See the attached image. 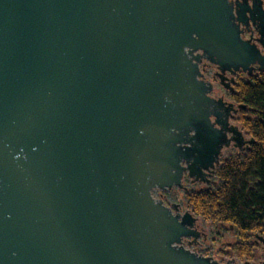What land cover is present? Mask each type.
Returning <instances> with one entry per match:
<instances>
[{
  "label": "water",
  "instance_id": "95a60500",
  "mask_svg": "<svg viewBox=\"0 0 264 264\" xmlns=\"http://www.w3.org/2000/svg\"><path fill=\"white\" fill-rule=\"evenodd\" d=\"M236 15L228 0H0V264H220L182 246L196 218L152 192L254 143L231 123L246 106L200 69L231 92L264 68Z\"/></svg>",
  "mask_w": 264,
  "mask_h": 264
},
{
  "label": "trees",
  "instance_id": "16d2710c",
  "mask_svg": "<svg viewBox=\"0 0 264 264\" xmlns=\"http://www.w3.org/2000/svg\"><path fill=\"white\" fill-rule=\"evenodd\" d=\"M227 95L231 102L246 106L239 110L234 123L254 143L244 152L222 159L214 183L183 193V203L203 222L231 228L235 236L232 255L251 261L254 235L264 239V73L248 80L237 79Z\"/></svg>",
  "mask_w": 264,
  "mask_h": 264
},
{
  "label": "flooded vegetation",
  "instance_id": "af4514ba",
  "mask_svg": "<svg viewBox=\"0 0 264 264\" xmlns=\"http://www.w3.org/2000/svg\"><path fill=\"white\" fill-rule=\"evenodd\" d=\"M228 2L232 5L233 14L236 18L238 17V15H236V12L238 11L240 13L241 21H236V24L238 25V28L240 31V38L243 41H250V44L256 46V48L259 50L260 54L262 56H264V49L257 42V40L260 37V35L258 33L259 30L262 32V35L264 36V0H228ZM253 68H254V70L252 71V74L250 76L247 75V73H243L241 70L238 71L234 76L235 84L232 85V87L234 88V86L236 85L237 79L241 78L244 80H248L257 74L264 73V68L262 70H258L257 65H253ZM200 69H202L204 78L206 80L214 82V87H215L214 90L215 91L213 92L212 95L214 97H223V96H216L217 88L223 89V87L219 85L218 78L215 77V74L217 73V67L210 65V64H207L203 61L200 65ZM226 76L228 78L231 77L229 74H226ZM223 90L227 93L229 92L228 90H225V89H223ZM224 100H226V99L224 98ZM226 101H228V100H226ZM228 102H231V101H228ZM234 105L236 106L237 104L234 103ZM238 113H239V111H238ZM238 113L234 116V119L231 120V123H233L234 120L237 118ZM244 138L246 140H249L245 136H244ZM231 149H234V150L238 151L239 153H242L245 150H247L248 148L245 145L242 147V150H239L237 148H233L232 146H230L227 149H223L222 152L224 150H231ZM221 160H222V153H221L220 158H219V161H221ZM219 164H220V162H219ZM217 166L215 167V170H216ZM215 170H214L213 174L208 173V175H210V176L204 177L202 182L201 181L193 182L192 179H188L186 176H184L182 179V186L183 187H182V189H179V190H181L183 193H185L187 191H190L189 190L190 187L194 186L195 184H203V185H206L207 187L210 186L211 184L214 183ZM200 189H202V188H199L198 190H200ZM170 190H172V189H170ZM168 193H169V190L166 192H162L158 197L159 200H161L165 206L171 208L173 205H177L178 206L177 209H178V212L180 214H182L184 212H188L186 210L183 211V205H184L183 199H181V203H174L175 199L172 198L171 200H168V196H167ZM193 217L196 218L195 230L199 233V235L195 240L192 238L183 239L182 240V246L183 247L189 249L190 251H192V252H194L200 256L212 258V259L216 260L217 262L223 261L224 263H226V262L232 261L234 264H261L264 262V246L262 245V243L260 241L256 242L255 240H254L255 251L253 254L254 257L251 261H248V260L240 261L233 255L231 257H224L223 256V255H225L224 251H219V254L217 255V257L204 255L201 252L202 251L201 247L207 241L206 233H204V229L202 227H200V224H198L199 223L198 217H195V216H193Z\"/></svg>",
  "mask_w": 264,
  "mask_h": 264
},
{
  "label": "rangeland",
  "instance_id": "374dc122",
  "mask_svg": "<svg viewBox=\"0 0 264 264\" xmlns=\"http://www.w3.org/2000/svg\"><path fill=\"white\" fill-rule=\"evenodd\" d=\"M216 96H223L226 100L230 101L227 95V92H225L221 88H217V93ZM233 125L238 126L234 122L232 123ZM239 153L238 151L231 149V150H224L222 152V159L226 158L229 154L230 155H235ZM209 187V186H208ZM199 188H207L206 185L203 184H195L194 186L190 187L189 190H198ZM162 192L158 190H154L152 192V196L155 199H159V195ZM175 195L176 199L174 203H181V199H183V192L177 188H173L172 190H169V193L167 194L168 200H171L173 196ZM187 209L183 205V211ZM200 227L204 229V233H206V238L207 241L205 244L202 245V253L204 255L208 256H214L217 257L219 254V251H224L225 255L224 257H231V246L233 245L235 241V236L231 228L228 229V227H223L221 225H215L211 226L208 223H205L201 220V218L198 217ZM254 241V239H252Z\"/></svg>",
  "mask_w": 264,
  "mask_h": 264
},
{
  "label": "built area",
  "instance_id": "2783aa9c",
  "mask_svg": "<svg viewBox=\"0 0 264 264\" xmlns=\"http://www.w3.org/2000/svg\"><path fill=\"white\" fill-rule=\"evenodd\" d=\"M220 264H223L224 262L223 261H221V262H219Z\"/></svg>",
  "mask_w": 264,
  "mask_h": 264
}]
</instances>
